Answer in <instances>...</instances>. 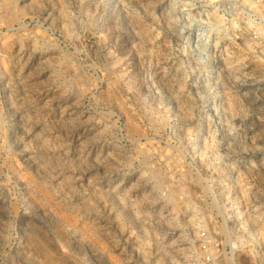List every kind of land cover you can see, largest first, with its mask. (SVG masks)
Here are the masks:
<instances>
[{
  "label": "rangeland",
  "instance_id": "rangeland-1",
  "mask_svg": "<svg viewBox=\"0 0 264 264\" xmlns=\"http://www.w3.org/2000/svg\"><path fill=\"white\" fill-rule=\"evenodd\" d=\"M263 92L264 0H0V264H264Z\"/></svg>",
  "mask_w": 264,
  "mask_h": 264
},
{
  "label": "bare ground",
  "instance_id": "bare-ground-1",
  "mask_svg": "<svg viewBox=\"0 0 264 264\" xmlns=\"http://www.w3.org/2000/svg\"><path fill=\"white\" fill-rule=\"evenodd\" d=\"M259 101H263V103H264V92L262 93V98H261V100H259ZM255 102V104L256 103H258V101H254ZM258 109V108H257ZM259 112H260V114H264V107L263 108H259ZM234 212V211H233ZM232 212V217H234L235 215L237 216V213H233ZM239 213V212H238ZM235 216V217H236ZM232 220V219H231ZM238 232V231H237ZM237 235H238V233H237ZM235 238V237H234ZM237 238H238V236H237ZM232 243H235V242H232ZM234 245V244H233ZM248 247V246H247ZM253 249L250 247V248H248L247 249V251H252ZM249 255V254H248Z\"/></svg>",
  "mask_w": 264,
  "mask_h": 264
}]
</instances>
